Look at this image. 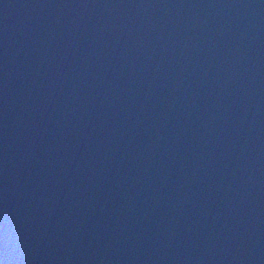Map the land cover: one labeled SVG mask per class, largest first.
<instances>
[{
    "label": "water",
    "instance_id": "95a60500",
    "mask_svg": "<svg viewBox=\"0 0 264 264\" xmlns=\"http://www.w3.org/2000/svg\"><path fill=\"white\" fill-rule=\"evenodd\" d=\"M0 264H264V0H0Z\"/></svg>",
    "mask_w": 264,
    "mask_h": 264
}]
</instances>
